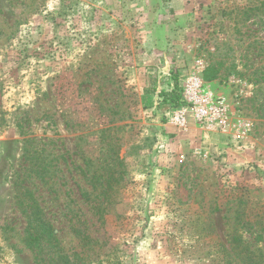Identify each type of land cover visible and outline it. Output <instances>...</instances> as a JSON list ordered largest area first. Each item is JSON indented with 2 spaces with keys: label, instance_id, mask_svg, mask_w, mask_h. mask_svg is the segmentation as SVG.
I'll return each mask as SVG.
<instances>
[{
  "label": "rangeland",
  "instance_id": "rangeland-1",
  "mask_svg": "<svg viewBox=\"0 0 264 264\" xmlns=\"http://www.w3.org/2000/svg\"><path fill=\"white\" fill-rule=\"evenodd\" d=\"M197 72L225 139L164 127L160 93L185 104ZM26 192L52 239L31 244ZM258 233L264 0H0V264L239 263Z\"/></svg>",
  "mask_w": 264,
  "mask_h": 264
},
{
  "label": "built area",
  "instance_id": "built-area-1",
  "mask_svg": "<svg viewBox=\"0 0 264 264\" xmlns=\"http://www.w3.org/2000/svg\"><path fill=\"white\" fill-rule=\"evenodd\" d=\"M203 83L198 72L191 74L182 90L185 104L179 107L166 105V121L179 130H185L193 116L199 125L224 132L230 127L229 106L223 98L206 91Z\"/></svg>",
  "mask_w": 264,
  "mask_h": 264
},
{
  "label": "trees",
  "instance_id": "trees-1",
  "mask_svg": "<svg viewBox=\"0 0 264 264\" xmlns=\"http://www.w3.org/2000/svg\"><path fill=\"white\" fill-rule=\"evenodd\" d=\"M215 77H216L215 69L213 67H208L204 72V80L206 82H212L215 79ZM160 99H162V102L164 104L171 106V107H179L182 105L180 101L181 91L179 93V84L177 80L171 91L160 93ZM46 168L47 167L43 166V162L39 163L36 174L43 176V171ZM113 188H114V184L112 183L111 178H110L107 182L108 196L104 197V194H103V199L99 200V202L96 204L98 213L101 214L102 218H104V215L108 214L107 206L111 205L112 203L110 193L113 192ZM26 195L30 197V201H31L29 210L27 211L30 212L31 216H35L34 222H36V223H31V225H29L31 228V229L29 228L30 229L29 238H30L31 244H35L36 242H39V241L52 239V237H54L53 231L51 227H49V225L45 222L44 220L45 215L41 211L39 204L37 203V201L35 200L31 192H26ZM99 199H101V197ZM43 227H46V228H43ZM40 229L44 230V233L40 232ZM257 236L260 239L264 240L263 233H258ZM241 243L242 245L237 255V257L240 258L239 263L235 262L236 260L233 261L230 259V261L228 262L229 264H264V247L260 249L258 248V253L256 254L257 248L254 250V249H251L252 247L250 245H243L244 243L243 242ZM233 250H235V248H232V251ZM1 258H2V255L0 252V259ZM61 259H64V257H61Z\"/></svg>",
  "mask_w": 264,
  "mask_h": 264
},
{
  "label": "crops",
  "instance_id": "crops-1",
  "mask_svg": "<svg viewBox=\"0 0 264 264\" xmlns=\"http://www.w3.org/2000/svg\"><path fill=\"white\" fill-rule=\"evenodd\" d=\"M169 87V91H171L172 89H173V87H170V86H168ZM192 123V124H191ZM191 124V125H190ZM188 125H190V127H187L185 130L188 132V133H192L193 131H198V130H200V131H206V129H204L203 127H201V126H199V125H197L196 123H195V121H193V120H189V124ZM194 125H197V126H195L194 128H193V126ZM164 127H165V129H167L168 131H171V133H179V132H181L182 130H179V129H177V128H175L173 125H171L170 123H168L167 121L164 123ZM209 132V131H208ZM213 135L215 136V138H217V139H225V138H227L228 137V134H227V132H224V133H213ZM232 141V140H231Z\"/></svg>",
  "mask_w": 264,
  "mask_h": 264
}]
</instances>
